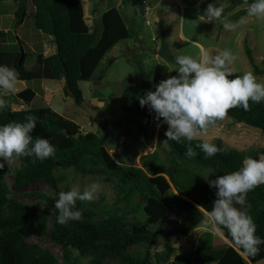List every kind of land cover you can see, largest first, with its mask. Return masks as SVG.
I'll return each instance as SVG.
<instances>
[{"label":"trees","instance_id":"trees-1","mask_svg":"<svg viewBox=\"0 0 264 264\" xmlns=\"http://www.w3.org/2000/svg\"><path fill=\"white\" fill-rule=\"evenodd\" d=\"M29 1L18 0L15 11L18 27L28 16ZM31 1L35 7L33 17L36 29L54 39L57 53L50 56L38 53L35 66L27 69V54H24V61L20 64V47L7 40L10 32L0 30V65L15 69L18 81L58 80L63 76L65 94L72 95L76 103L82 105L84 95L80 82H102L107 73L103 61L108 53L138 34L133 25L127 24L123 9L116 5L102 14L99 23L89 26L81 0ZM128 1L123 2L127 4ZM184 1L195 6L203 0ZM251 2L224 0L219 3L208 0L202 4V16L207 19L204 12L209 4L220 6L231 3L223 10L220 18H224L237 7H248ZM246 14L247 8L242 9L228 17L226 22L234 23ZM245 53L254 68L253 74L261 73L247 43ZM173 75L176 72L166 63L154 66L152 90L161 80ZM235 76L240 75L232 72L230 78ZM19 97L31 103L36 93L29 89ZM249 105L248 111L241 107L229 109L228 117L237 119H233L234 123H242L264 133V102L250 100ZM121 106L127 111L136 108L144 118L158 122L155 113L148 106L141 107L139 102L128 106L123 99ZM28 116L36 119L31 133L33 139L41 137L49 140L56 152L54 157L44 161L34 156L11 159L19 161L20 166L14 170L10 185L7 181L9 161L0 169V264H154L152 248L164 234L168 238L188 236L205 221V212L211 210L216 190L204 177L215 179L218 175L236 171L245 157L259 158L257 152L229 148L221 139L212 142L222 149L213 157H205L195 147L204 141L202 139L184 140L182 143L169 140L162 167L158 164L163 159L157 164H149V169L144 166L127 167L119 163L107 147L108 141L116 143L117 138H111L107 133L85 132L77 122L61 116L51 107L15 110L6 106L0 111V125L24 122ZM189 143L197 152L194 157L185 155ZM56 169H72L82 176H104L116 190L114 201L108 204L104 203V199L78 200L76 208L82 211V219L59 224L54 201L63 190L54 177ZM43 181L48 182L54 191L47 196L39 193L46 206L12 200L13 191ZM236 206L245 208L257 226L256 235L264 238V184L246 193L243 206ZM173 207L180 224L170 225L165 232L161 225ZM30 236H46L61 246L63 263L52 250L30 241ZM214 242L213 233L204 232L194 251L177 254L168 264H211ZM143 243L147 246L143 255L130 252L132 247ZM259 249L257 255L243 258L229 245L215 264H257L264 260V244L259 245ZM164 257L171 258L172 251L157 255V262L163 264Z\"/></svg>","mask_w":264,"mask_h":264},{"label":"rangeland","instance_id":"rangeland-1","mask_svg":"<svg viewBox=\"0 0 264 264\" xmlns=\"http://www.w3.org/2000/svg\"><path fill=\"white\" fill-rule=\"evenodd\" d=\"M81 1L89 26L97 24L102 14L110 6L116 5L123 9L127 24L133 25L136 34H138L136 37L120 43L108 53L103 61V68L107 71L105 79L100 83L94 82V80L80 82L79 85L84 95L82 105H78L72 95L65 94L66 83L63 76L58 80L18 81L15 94H8L3 98L6 100L7 106H11L15 110L51 107L61 116L77 122L85 132L102 135L107 133L111 138H117L116 143L108 141L107 147L122 165L127 167L144 166L149 169V164H157L158 160L163 159V162L158 164L162 167L168 153V141L166 144L164 143L167 140L165 132L168 125L147 121L137 112L136 108L134 111H127L121 106L123 99L126 100L128 106L134 105L139 102V96L153 91L152 72L158 62L168 64L175 71V64L166 61L159 55L158 57L155 52L161 48V19L164 20L166 42L174 58L179 55L197 56L199 49L191 42L203 45L212 55L229 49L237 57L231 65L233 72L242 76L245 72L254 70L245 53V44L247 43L261 70V73L255 75L256 79L258 82L264 83V20H257L246 14L242 17L244 18L242 23H237L241 21V18L232 23L237 24L234 29L227 30L223 27L228 17L246 9L247 5L237 7L224 18L207 21L202 16V4L208 0H203L195 6L188 5L184 0H147V2L145 0H129L127 4L123 2L124 0ZM214 1L220 3L224 0ZM145 7L148 8V19L145 16ZM17 8L18 0H0V30L10 32L7 40L15 42L20 49L21 46L23 47L27 54L25 66L30 69L35 66L38 53H43L46 56L53 55L57 53V46L52 37L36 29L33 17L35 7L31 0L28 4V16L20 27L17 26L15 19ZM148 20L151 22V26H147ZM182 36H185L186 39H183ZM136 46L141 49H136ZM129 49L135 51L130 53ZM29 89L36 93V97L31 103L25 102L19 97ZM196 139L211 143L221 139L229 148L243 152H257L259 157L264 154L261 152L264 151V133L242 123H234L231 117H226L214 126H209L207 131L201 132ZM19 166V161L9 160L7 175L9 185L13 182L14 170ZM54 177L57 179L59 188L63 191H68L73 186H79L83 191L85 186L98 182L101 185V190L96 194V199H104V203L108 204L114 201L116 190L104 176H82L74 173L72 169H56ZM53 192L50 184L43 181L13 191L12 200L26 204L36 203L44 207L46 206L45 200L41 199L39 193L47 196L52 195ZM175 211V207L170 210V218L176 219ZM170 225L166 222L161 227L166 232ZM207 231L211 232L210 227L204 221L188 236L178 235L168 238L164 234L152 248L154 264H159L156 259L157 255L168 250L172 251V257L168 258L166 264L170 263L177 254L194 251L200 237ZM213 235L215 242L210 259L211 264H215L230 245L226 239ZM29 240L52 250L63 263L61 246L54 243L49 237L30 236ZM146 249L147 246L143 243L132 247L130 252L143 255ZM84 263H87V260H84ZM257 264H264V260Z\"/></svg>","mask_w":264,"mask_h":264},{"label":"clouds","instance_id":"clouds-1","mask_svg":"<svg viewBox=\"0 0 264 264\" xmlns=\"http://www.w3.org/2000/svg\"><path fill=\"white\" fill-rule=\"evenodd\" d=\"M224 5L209 4L204 14L207 21H216L222 16ZM247 15L257 20H264V0H252L247 7ZM244 18L237 23H242ZM237 24L224 23L223 27L232 30ZM199 49L197 56L179 55L175 58L176 75L169 76L155 85L154 91L139 96L141 107L155 113L158 122L168 125L165 135L167 141L182 143L193 141L209 126L224 120L229 109L241 107L249 110V101L264 102V83L257 81L251 71L242 76L232 77L231 65L237 59L229 49L210 54L203 45L191 42ZM18 73L7 65H0V110L7 106L3 98L15 94ZM161 118L162 121H161ZM36 126V119L28 116L24 122H9L0 125V169L11 159L34 156L40 161L55 156V146L41 137L33 139L31 133ZM159 126V124H158ZM205 157H213L222 151L216 144L203 141L195 146ZM185 155H197L195 148L188 144ZM204 177L209 186L214 188L216 199L210 211L205 212V224L210 231L228 241L243 258L253 257L259 252V245L264 238L256 235L257 226L243 207L245 195L257 186L264 184V154L258 159L245 157L242 166L233 172L216 176L215 179ZM101 190L98 182L84 187L73 186L68 191H61L54 201L58 210L57 222L82 219V211L76 208V202L93 201ZM201 207V206H199ZM227 232V236L225 235Z\"/></svg>","mask_w":264,"mask_h":264},{"label":"water","instance_id":"water-1","mask_svg":"<svg viewBox=\"0 0 264 264\" xmlns=\"http://www.w3.org/2000/svg\"><path fill=\"white\" fill-rule=\"evenodd\" d=\"M231 6V3H228L226 5H224V9H227ZM160 28H161V48L160 50L158 51V55L160 57H162L163 59H165L166 61L172 63V64H175L174 61H175V58L166 42V32H165V26H164V20H160ZM21 44V43H20ZM24 49L23 47L21 46V59H20V64H22V62L24 61ZM234 119V118H233ZM235 121H237V119H234ZM170 223L171 225H179L180 224V220L178 219H173V218H170V217H167L163 220L162 224L164 223ZM168 262V257H164L163 259V263H167Z\"/></svg>","mask_w":264,"mask_h":264},{"label":"crops","instance_id":"crops-1","mask_svg":"<svg viewBox=\"0 0 264 264\" xmlns=\"http://www.w3.org/2000/svg\"><path fill=\"white\" fill-rule=\"evenodd\" d=\"M156 1H158V0H156ZM145 2H147V0H145ZM147 12H148V8L145 7V16H146V18L148 19L149 17H148ZM98 23H99V22H98ZM146 24H147V26H151V22H149V20L147 21ZM182 37H183V39H186L185 36H182ZM137 48H139V50L141 49V47L136 46V49H137ZM129 50H131V49H129ZM134 51H135V50H134ZM134 51L131 50V51H129V52H130V53H133ZM158 51H159V49H158ZM158 51H155L157 56H158ZM158 57H159V56H158ZM157 64H163V63L158 62ZM157 64H156V65H157ZM156 65H155V66H156ZM167 65H168V64H167ZM168 66H169V65H168ZM169 67H170V66H169ZM171 70H172V69H171ZM172 71H173V70H172ZM146 120L149 121V119H147V118H146ZM81 128L83 129L82 126H81ZM83 130H84V129H83Z\"/></svg>","mask_w":264,"mask_h":264}]
</instances>
